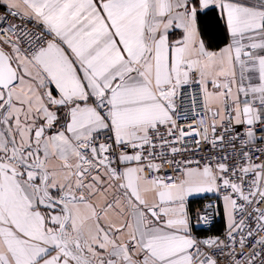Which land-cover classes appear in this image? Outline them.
I'll use <instances>...</instances> for the list:
<instances>
[{"label":"snow or ice","instance_id":"obj_1","mask_svg":"<svg viewBox=\"0 0 264 264\" xmlns=\"http://www.w3.org/2000/svg\"><path fill=\"white\" fill-rule=\"evenodd\" d=\"M0 264H264V0H0Z\"/></svg>","mask_w":264,"mask_h":264}]
</instances>
